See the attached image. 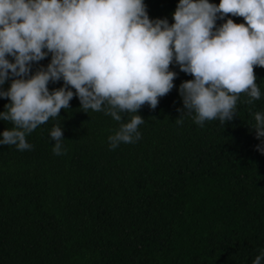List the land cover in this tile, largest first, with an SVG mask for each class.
<instances>
[{
  "label": "trees",
  "instance_id": "1",
  "mask_svg": "<svg viewBox=\"0 0 264 264\" xmlns=\"http://www.w3.org/2000/svg\"><path fill=\"white\" fill-rule=\"evenodd\" d=\"M178 3L145 0L151 19L169 23ZM227 18L244 22L217 25ZM50 60L33 63L32 73ZM172 70L173 90L155 110H139L145 121L134 143L110 148L121 122L84 112L74 97L26 135L30 150L0 145V264H253L264 253V139L251 128L264 113V68H255L259 100L241 94L233 120L203 127L187 113L176 122L179 86L193 77ZM8 103L0 98V112ZM56 125L62 155L53 153ZM12 127L0 120V139Z\"/></svg>",
  "mask_w": 264,
  "mask_h": 264
},
{
  "label": "clouds",
  "instance_id": "2",
  "mask_svg": "<svg viewBox=\"0 0 264 264\" xmlns=\"http://www.w3.org/2000/svg\"><path fill=\"white\" fill-rule=\"evenodd\" d=\"M226 17L244 22L227 18L218 26ZM173 20L151 19L145 0H0V98L10 101L0 120L13 124L0 145L30 150L26 135L60 116L74 97L84 112L121 122L108 137L110 148L134 143L145 121L139 110H155L175 87L173 64L193 77L179 86L178 124L184 113L201 127L225 124L241 94L248 104L260 99L255 68H264V0H179ZM49 55L50 63L32 73L33 63ZM61 80L62 87L49 89ZM124 113L136 115L122 122ZM254 118L251 128L264 139V113ZM50 137L53 153L62 155L63 128L54 126ZM262 260L264 253L253 264Z\"/></svg>",
  "mask_w": 264,
  "mask_h": 264
}]
</instances>
